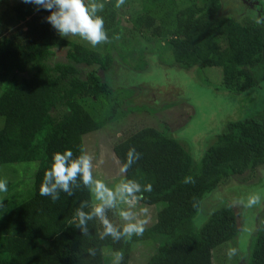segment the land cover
I'll list each match as a JSON object with an SVG mask.
<instances>
[{
    "label": "trees",
    "instance_id": "1",
    "mask_svg": "<svg viewBox=\"0 0 264 264\" xmlns=\"http://www.w3.org/2000/svg\"><path fill=\"white\" fill-rule=\"evenodd\" d=\"M128 1L117 9L116 0H96L104 5L97 15L109 37L104 52L59 36L44 19L50 13L36 11L33 4L21 0L12 9L17 25L0 38V172L17 163L39 161L40 166L32 186L10 183L7 193H0V264H106V247L123 254L120 264H130L132 244L152 239L159 245L147 264H213V251L239 234L240 214L228 204L210 210L202 226L195 222L207 194L264 166V120L258 116L229 121L200 162L178 139L153 127L115 144L122 167L129 147L141 154L125 174L153 186L138 202L163 204L142 237L115 240L95 215L77 226V209L92 213L96 207L80 177L71 196L60 192L53 202L39 194L54 152L71 149L79 155L86 135L127 114L102 75L114 67L110 47L126 28L119 11ZM189 1L180 8L177 0H148L125 21L134 32L167 41L175 62L186 69L221 68L225 90L249 93L251 100L259 93L264 107V0L252 9H261L262 18L248 8L239 16L221 15L222 0ZM56 49H65L64 60L52 64ZM102 101L109 108L101 116L93 104ZM105 216L122 231L111 208H105ZM248 264H264V213Z\"/></svg>",
    "mask_w": 264,
    "mask_h": 264
},
{
    "label": "rangeland",
    "instance_id": "2",
    "mask_svg": "<svg viewBox=\"0 0 264 264\" xmlns=\"http://www.w3.org/2000/svg\"><path fill=\"white\" fill-rule=\"evenodd\" d=\"M20 1L0 0V38L9 34L17 25L12 19V9ZM177 1L180 8H185L190 3L189 0ZM144 2L148 4V0H130L119 11L126 28L124 27L122 37L115 40L110 47L115 58L113 69L102 75L114 88L115 95L121 98L122 107L127 114L84 137L85 151L93 159L94 178L102 180L111 188L126 179L123 167L114 153L115 144L144 127L167 132L189 150L196 162H200L208 147L229 121L244 120L252 116L264 120V107L260 104L262 96L259 93L254 94L253 100L249 93L241 96L231 93L223 88L221 68L195 66L186 69L175 62L167 41L132 31L126 21L142 10ZM222 2L220 14L226 16L242 15L246 8L252 7L245 5V0ZM250 10L256 18H262L256 11ZM67 38L98 52L106 51L108 45L103 43L93 47L78 36ZM63 50L65 49L55 50L57 54L50 60L52 64L64 60ZM2 91L0 87V95ZM93 105L95 113L101 112V116L108 113L109 105L106 101ZM3 126L4 118H0V129ZM39 166V161L7 165L0 172V179H6L7 185L21 182V188H28L33 185ZM252 194L260 195V203L246 207L247 199ZM92 196L97 206L100 202ZM133 204L129 208L126 202L117 199L115 206L111 207L114 218L121 219L122 225L125 223L120 216L122 210H130L140 215V210L147 208L146 227H149L157 221V214L163 208V204L142 205L138 201ZM227 204L240 214L239 234L213 251V264H248L258 220L264 213V166L255 173L248 171L242 176L234 177L207 194L195 223L202 226L210 210ZM156 240L133 243L130 264H147L157 251L159 243ZM232 247L238 249V255L229 260L227 252ZM104 255L106 264H120V254L112 248H104Z\"/></svg>",
    "mask_w": 264,
    "mask_h": 264
},
{
    "label": "clouds",
    "instance_id": "3",
    "mask_svg": "<svg viewBox=\"0 0 264 264\" xmlns=\"http://www.w3.org/2000/svg\"><path fill=\"white\" fill-rule=\"evenodd\" d=\"M26 4H33L36 11L41 9L49 12L44 19L62 38L78 36L80 39L88 42L93 47L109 42L107 30L104 27V19L97 15L102 11L104 5L97 3L96 0H23ZM126 0H116L117 9L125 5ZM141 154L136 148L129 147L126 158L123 163L125 174L137 163ZM93 159L83 145L80 146L79 155H75L71 149L56 151L52 154L50 166L45 170L43 180L39 187L41 196L50 197L53 202L57 201L60 192L73 194L72 185L76 183L77 178H82V182L89 188L90 194L100 203L93 209L92 213H85L77 209L76 217L77 226H83L86 221L92 219L93 215L100 217L104 225L105 235H110L115 240L126 236L131 239L134 235L142 237L146 225L148 224V209L142 208L140 215L130 210H122L121 218L125 221L122 231L116 229L105 216V208L114 207L117 199L126 202L129 208L134 206V201H142L145 192H151L153 186L151 183L141 185L134 178L127 177L119 182L115 188L107 186L102 180L93 176ZM7 180L0 179V193H7ZM259 194H252L248 197L246 207H253L260 203ZM244 203V201H242ZM83 205H81V208ZM84 232L87 233L85 227ZM122 253L120 256L122 257ZM229 260L238 255V249L229 248L227 252Z\"/></svg>",
    "mask_w": 264,
    "mask_h": 264
},
{
    "label": "flooded vegetation",
    "instance_id": "4",
    "mask_svg": "<svg viewBox=\"0 0 264 264\" xmlns=\"http://www.w3.org/2000/svg\"><path fill=\"white\" fill-rule=\"evenodd\" d=\"M246 4H248L249 6H252V7H250V9H254L255 7L256 8L261 7V1L260 0H245V5ZM256 10H257L256 11L257 13H260V14H258V16L262 14V10L261 9H256Z\"/></svg>",
    "mask_w": 264,
    "mask_h": 264
}]
</instances>
